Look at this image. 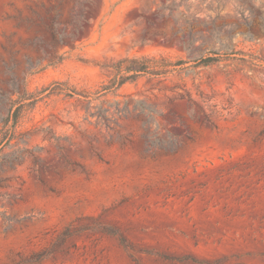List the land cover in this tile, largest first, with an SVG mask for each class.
Instances as JSON below:
<instances>
[{
  "label": "rangeland",
  "instance_id": "rangeland-1",
  "mask_svg": "<svg viewBox=\"0 0 264 264\" xmlns=\"http://www.w3.org/2000/svg\"><path fill=\"white\" fill-rule=\"evenodd\" d=\"M0 264H264V0H0Z\"/></svg>",
  "mask_w": 264,
  "mask_h": 264
},
{
  "label": "trees",
  "instance_id": "trees-1",
  "mask_svg": "<svg viewBox=\"0 0 264 264\" xmlns=\"http://www.w3.org/2000/svg\"><path fill=\"white\" fill-rule=\"evenodd\" d=\"M216 61L215 58L202 56L197 58L193 62L197 66H209L212 62ZM185 62L182 60H176L174 62H169L166 58H156L150 56H140V57H126L119 59L107 66L105 68L110 69L112 72V78L109 80L107 89L117 90L126 83L133 82L140 77H159V75H164L168 67H177L184 65ZM30 94L23 90L19 94L16 100L13 101L11 105V110L9 112L7 122L14 125L20 118V107L19 103L29 100ZM114 233V232H111ZM123 242L122 238H119Z\"/></svg>",
  "mask_w": 264,
  "mask_h": 264
}]
</instances>
